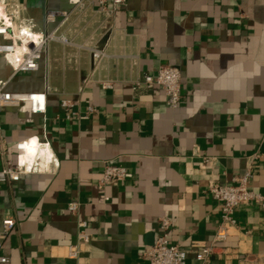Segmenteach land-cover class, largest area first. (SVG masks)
<instances>
[{"label":"crops","instance_id":"0c3cea01","mask_svg":"<svg viewBox=\"0 0 264 264\" xmlns=\"http://www.w3.org/2000/svg\"><path fill=\"white\" fill-rule=\"evenodd\" d=\"M22 1L45 33L56 28L46 24V12H70L74 0ZM125 1L107 32L99 28L104 15L91 12L97 2L59 27L78 45L109 55L91 82L90 54L61 44L51 45L37 72L12 76L0 58L8 92H45L49 77L45 114H32L27 102L0 111L6 156L36 138L50 144L58 163L54 174L0 185V220H16L3 244L8 264H149L163 217L171 222L170 242L198 264L193 244L210 245L220 223L209 182L237 185L251 166L250 189L264 195V0ZM164 65L181 73L176 109L160 88L132 90L133 81ZM101 80L113 88L103 90ZM63 100L74 109H63ZM88 105L97 111L88 120L71 116ZM107 165L124 167L127 180L101 190ZM70 203L79 204L75 214ZM235 219L238 229L205 264H264V209L239 207ZM81 222L90 242L71 259Z\"/></svg>","mask_w":264,"mask_h":264},{"label":"built area","instance_id":"2783aa9c","mask_svg":"<svg viewBox=\"0 0 264 264\" xmlns=\"http://www.w3.org/2000/svg\"><path fill=\"white\" fill-rule=\"evenodd\" d=\"M98 10H91L95 3ZM125 0H112V7L108 8L106 0H74L70 12L47 11L46 24H56V28L49 32H39L33 20L26 16V6L22 0H0V58L12 69V76L20 73L37 72L44 58L48 59L52 44H61L86 51L90 54L93 64V73L85 83L93 81V74L101 62L109 58L104 49L96 46L78 45L59 31V27L68 22L72 17L79 19L81 14L91 10L93 17L103 14L104 20L99 28L108 31L113 14L118 6H124ZM48 74L46 73V91L37 93H11L7 91V82L0 81V111L4 108L18 107L22 103L30 104L32 114H45L47 109V93L49 91ZM103 90H111L114 82L110 80L99 81ZM160 88L170 109L179 107L182 101L181 73L177 67L164 65L153 75H144L132 82V90L136 93ZM74 102L63 100L61 107L71 111ZM97 111L88 105L84 115L72 112L78 120H88ZM69 116V118H71ZM13 158H8L6 146L0 142V185L19 182L21 177L36 174H54L58 163L54 158L48 142H40L36 138H26L14 146ZM208 162V160H206ZM253 178L252 167L249 166L245 174L238 180L237 185H220L215 180L208 184V193L213 201L220 207V223L216 230L213 242L210 245L194 243V253L199 261L205 264L213 255L216 245L225 242L232 231L238 229L235 212L239 207L259 206L264 209V195L250 189ZM127 180V170L121 166L107 165L98 181V188L103 190L109 186L123 184ZM78 203L68 204V210L75 214ZM16 227V220L5 217L0 220V264H8L9 259L3 254V244ZM86 223H79L77 243L68 248V257L78 259L81 246L90 242V237L85 231ZM171 222L168 218L160 219L162 234L157 238L155 245L149 250V264H188L187 251L180 249L170 242L169 231Z\"/></svg>","mask_w":264,"mask_h":264}]
</instances>
